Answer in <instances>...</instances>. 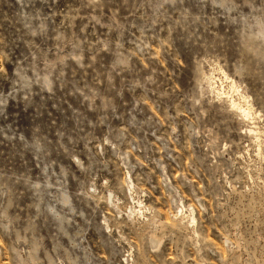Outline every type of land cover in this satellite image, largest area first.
<instances>
[{
    "label": "rangeland",
    "instance_id": "obj_1",
    "mask_svg": "<svg viewBox=\"0 0 264 264\" xmlns=\"http://www.w3.org/2000/svg\"><path fill=\"white\" fill-rule=\"evenodd\" d=\"M0 264H264V0H0Z\"/></svg>",
    "mask_w": 264,
    "mask_h": 264
}]
</instances>
